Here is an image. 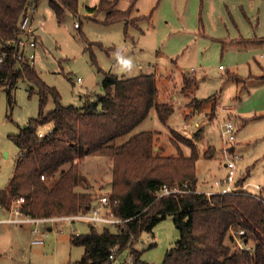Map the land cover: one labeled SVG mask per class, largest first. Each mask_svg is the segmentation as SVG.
Wrapping results in <instances>:
<instances>
[{
  "label": "rangeland",
  "instance_id": "rangeland-1",
  "mask_svg": "<svg viewBox=\"0 0 264 264\" xmlns=\"http://www.w3.org/2000/svg\"><path fill=\"white\" fill-rule=\"evenodd\" d=\"M99 1L78 0L77 13L65 9L60 18L51 0L30 1L39 36L34 64L40 78L59 91L62 104L82 107L96 99L103 92L105 71L127 77L154 74L159 100L172 103L174 112L163 122L153 108L116 142L151 129L154 153L188 156L193 143L199 151L197 187L204 190L228 172V147L229 157L240 156L236 178H245L244 190L264 195V0H114L116 9L127 11L128 17L110 23L107 11L90 14ZM184 76L195 78L197 84L184 88ZM207 97L202 106L193 102ZM40 104V87L27 78L17 80L12 98L8 87L0 89V189L8 186L21 151L12 136L39 117ZM55 107L49 94L43 111L47 114ZM227 120L234 123L236 137L228 145L222 126ZM50 128L45 125L41 130L46 133ZM113 163L105 155L80 160L84 174L77 189L91 191L93 199L109 198ZM22 197L13 198L11 213L23 204ZM2 208L0 218L13 216ZM71 214L76 213L54 215ZM91 225L84 219L48 224L0 221V264L75 262L85 249L72 242V234L86 233ZM104 225L95 228L102 230ZM48 226L52 229L42 235L44 241L34 243V228ZM108 226L117 230L115 224ZM180 235L168 215L152 232L141 234L136 248L151 264H161ZM129 253L130 249L121 251L118 263L127 264Z\"/></svg>",
  "mask_w": 264,
  "mask_h": 264
},
{
  "label": "trees",
  "instance_id": "trees-1",
  "mask_svg": "<svg viewBox=\"0 0 264 264\" xmlns=\"http://www.w3.org/2000/svg\"><path fill=\"white\" fill-rule=\"evenodd\" d=\"M30 1L0 0V52L7 49L0 68V89L8 87L12 98L17 80L23 77L38 84L41 92L39 117L30 119L12 136L21 151L7 188L0 189V204L10 208L14 197L23 196L21 211L33 217L84 212L94 199L91 191L77 189L83 178L80 160L88 155H105L114 162L107 213L123 221L115 224L116 231L109 224L98 230L93 223L88 232L72 234V242L84 246L85 254L70 264H110L114 249L118 253L130 249L133 262L127 264H151L136 245L144 231L152 232L168 215L173 216L181 235L161 264H264V202L259 198L243 193L210 197L206 193H185L156 198L154 192L165 183L171 186L189 181L197 187L199 151L193 143L190 155L168 156L154 153L152 130L138 131L116 142L131 133L153 108L163 122L174 112L172 103L159 100L154 74L127 77L105 71L103 92L78 107L62 104L61 94L40 78L34 62L18 59L20 23ZM50 3L59 18L65 9L77 13L78 0ZM96 10L107 11L109 23L128 17L127 11L116 9L114 0H100L90 8V14L93 16ZM36 39L39 41L37 34ZM196 81L184 76V88ZM49 94L54 96L56 107L46 114L43 109ZM208 99L194 98L193 102L202 106ZM45 125H51L50 132L40 137ZM244 181L237 183L244 185ZM233 225L244 227L252 237L253 255L237 248L229 234Z\"/></svg>",
  "mask_w": 264,
  "mask_h": 264
},
{
  "label": "built area",
  "instance_id": "built-area-1",
  "mask_svg": "<svg viewBox=\"0 0 264 264\" xmlns=\"http://www.w3.org/2000/svg\"><path fill=\"white\" fill-rule=\"evenodd\" d=\"M30 9V8H29ZM34 10L35 8H32V10H28L24 17L21 20L20 23V29L22 31V34L20 36V39L18 41V48H19V54L18 59L22 61H27L30 63H33L35 60V48L38 44L36 39V32L33 27V20H34ZM79 23L75 22V27H78ZM15 43L9 42V45H12ZM7 55V49L0 52V68H2L5 59ZM78 81H81L82 79L78 77ZM222 126L224 127L223 135L226 138V144L228 145V142H231L235 140V125L231 120L225 121ZM50 130L46 133L40 132L39 136L43 137L45 134H48ZM231 151L228 150V147L225 148V153L227 155L226 160V167L228 168V172L224 174L222 177L215 180L214 185L209 189H200L198 187H193V185L189 181H185L182 184H174V185H168L163 184L161 185L154 193L156 198H159L161 196H167L170 194H185V193H206L209 197L213 194H221V195H233V194H248L251 196H254L256 198H259L264 202V195H261L259 193H253L249 192L247 190H244L243 185L238 184V180L236 178V170H237V163L240 159V156L238 154H234V157H229L228 153ZM42 178L44 179L45 176L42 175ZM24 200V197H22ZM109 202V198L107 195L99 196L97 199H94L91 206L88 210L84 212H79L76 214L71 215H51V216H41V217H33L30 215H26L22 213L21 206L19 205L13 210V216L8 217L6 221L9 222H16V223H25V222H35V223H55L58 221H75L76 219H84L88 220L93 223H102V224H116L123 219L117 218L113 215V213H107L106 205ZM264 214V213H263ZM49 229L48 227L42 228L40 230L39 228H34V232L36 234L35 238L33 239L34 243H41L44 241V233L46 230ZM78 233V232H75ZM231 235L233 237V241L238 249L242 251H246L253 255L254 253V247L255 242L252 239V237L247 236V230L244 227L236 228L235 230L231 227ZM119 253L114 249L112 253L109 255L110 264H119L117 261ZM127 262L132 263L133 262V255L130 252ZM245 264H256L254 261H248Z\"/></svg>",
  "mask_w": 264,
  "mask_h": 264
},
{
  "label": "crops",
  "instance_id": "crops-1",
  "mask_svg": "<svg viewBox=\"0 0 264 264\" xmlns=\"http://www.w3.org/2000/svg\"><path fill=\"white\" fill-rule=\"evenodd\" d=\"M98 4H99V3H98ZM98 4H97V5H98ZM97 5H96V6H97ZM90 8H91V7H90ZM196 84H197V81H196ZM196 84H195V85H196ZM145 130H147V129H145ZM148 130H149V129H148ZM150 130H151V129H150ZM140 131H142V130H140ZM83 174H84V172H83ZM12 175H13V174H12ZM10 179H11V178H10ZM88 186H92V184H88ZM197 186L199 187V179H198V175H197ZM6 188H7V187H6ZM89 188H90V187H89ZM89 188H88V189H89ZM0 205H1V204H0ZM1 207H3V206L1 205ZM2 209H4V210L6 209L5 211L8 212L10 215L12 214L11 211L9 210V208H5V207H3ZM7 219H8V217L0 218V221H2V222H9V221H6Z\"/></svg>",
  "mask_w": 264,
  "mask_h": 264
},
{
  "label": "water",
  "instance_id": "water-1",
  "mask_svg": "<svg viewBox=\"0 0 264 264\" xmlns=\"http://www.w3.org/2000/svg\"><path fill=\"white\" fill-rule=\"evenodd\" d=\"M52 229V227H49V230H51Z\"/></svg>",
  "mask_w": 264,
  "mask_h": 264
}]
</instances>
